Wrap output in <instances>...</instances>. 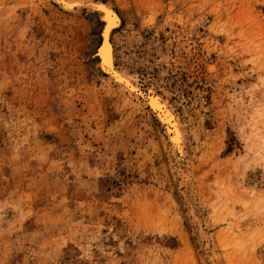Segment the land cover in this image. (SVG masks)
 I'll use <instances>...</instances> for the list:
<instances>
[{"label":"rangeland","instance_id":"obj_1","mask_svg":"<svg viewBox=\"0 0 264 264\" xmlns=\"http://www.w3.org/2000/svg\"><path fill=\"white\" fill-rule=\"evenodd\" d=\"M70 1L0 0V264H264V0Z\"/></svg>","mask_w":264,"mask_h":264},{"label":"bare ground","instance_id":"obj_2","mask_svg":"<svg viewBox=\"0 0 264 264\" xmlns=\"http://www.w3.org/2000/svg\"><path fill=\"white\" fill-rule=\"evenodd\" d=\"M61 1H65V3H67V4H69V3L73 4V1L71 2L70 0H61ZM98 6L100 7L99 3H98ZM100 9L103 11V20H104L105 26H104V29L102 32V41L100 42V44L97 47V55H99V58H100L99 62H100L101 68L104 69L107 73H109L112 77H115L116 79L117 78L120 79L121 76L118 73V69L115 67V54H114V46H113V43L111 40V33L116 27H119V25L121 24V17L119 15V13L110 4H107V3L102 4L101 3ZM121 75H123V73ZM128 79L131 80V77L128 76ZM149 100H150V103L152 104V107L156 108L158 110V112H157L158 116L161 118V120L164 123L167 124L168 129H169V130H167V132L169 133V132L173 131L174 132L173 138H175L176 140L183 137L184 135L181 132L182 128L180 129V125H179L180 123L178 122L179 119L177 120V118H176V123H175L176 125H174V121H173L171 113H170L171 111H173V109L171 110V108H170V110H169L166 107V104H168V102L163 100V98H161V96L159 94L157 95L155 93L150 94ZM184 138L185 137H183V140H184ZM180 140H182V139H180Z\"/></svg>","mask_w":264,"mask_h":264},{"label":"water","instance_id":"obj_3","mask_svg":"<svg viewBox=\"0 0 264 264\" xmlns=\"http://www.w3.org/2000/svg\"><path fill=\"white\" fill-rule=\"evenodd\" d=\"M60 3H61L62 5H64V6H66V7L72 6L71 3L66 4L65 1H62V2H61V0H60ZM96 8L100 9L98 5L96 6ZM100 10H101V9H100ZM104 26H105V24H103L102 32H103ZM101 41H102V33H101V39H100V42H101ZM100 42L98 43V45L100 44ZM98 45H97V47H98ZM97 47H96V50H95V55H96V57H97L98 60H99L100 58H99V55H97ZM102 70L104 71V69H102ZM104 72H105V71H104ZM105 73H107V72H105ZM112 78H113V77H112ZM114 79L117 80L116 78H114ZM119 82H125V80L121 78V81H119ZM135 91H136L138 94H140L141 96H143V97L147 100L149 106H150L155 112H158V110H157L156 108H153V107H152V104L150 103V100H149V96H150V94H154V93H155L154 91H152V90L143 91V90H138V89H135ZM155 94H156V93H155ZM166 107H167V106H166ZM171 116H172V115H171Z\"/></svg>","mask_w":264,"mask_h":264},{"label":"snow or ice","instance_id":"obj_4","mask_svg":"<svg viewBox=\"0 0 264 264\" xmlns=\"http://www.w3.org/2000/svg\"><path fill=\"white\" fill-rule=\"evenodd\" d=\"M146 23L151 24L152 23V20H148V21H146Z\"/></svg>","mask_w":264,"mask_h":264}]
</instances>
